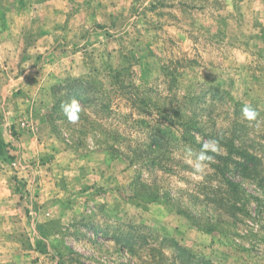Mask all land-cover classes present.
Instances as JSON below:
<instances>
[{
  "label": "rangeland",
  "instance_id": "rangeland-1",
  "mask_svg": "<svg viewBox=\"0 0 264 264\" xmlns=\"http://www.w3.org/2000/svg\"><path fill=\"white\" fill-rule=\"evenodd\" d=\"M51 1L0 0V264H264V0Z\"/></svg>",
  "mask_w": 264,
  "mask_h": 264
},
{
  "label": "clouds",
  "instance_id": "clouds-1",
  "mask_svg": "<svg viewBox=\"0 0 264 264\" xmlns=\"http://www.w3.org/2000/svg\"><path fill=\"white\" fill-rule=\"evenodd\" d=\"M63 111L65 113V115L67 116L68 120L71 122H75L78 120V113L80 111V107L77 101L73 100L71 103H65L64 105H62ZM241 114L243 119L247 120V121H254L256 120L258 113L257 111L252 108L250 105H245L242 109H241ZM208 150H212L215 151V141H209L208 143H205L202 146V151L198 157L199 161H203L205 159H210L209 157H207L205 155V153ZM197 170L199 171L201 168V165L199 163H197L196 165Z\"/></svg>",
  "mask_w": 264,
  "mask_h": 264
},
{
  "label": "trees",
  "instance_id": "trees-1",
  "mask_svg": "<svg viewBox=\"0 0 264 264\" xmlns=\"http://www.w3.org/2000/svg\"><path fill=\"white\" fill-rule=\"evenodd\" d=\"M96 100H98V98H95V99H90V100H88V99H86V98H83V97H77V102H78V104H79V107H80V110H82L83 108H85V106H87V105H92V104H95L96 103ZM153 146L155 147V148H158V147H162V144H158V145H156V144H153ZM161 149V148H160ZM239 166L241 167V166H245V165H243V164H239ZM216 205H218V207L220 206V207H222V208H224V207H226L227 205H225V204H223L222 202H219V201H215L214 202ZM176 246H178V244H175ZM178 252L179 251H183V249L181 248V246H178ZM182 264H186V261L184 262V263H182Z\"/></svg>",
  "mask_w": 264,
  "mask_h": 264
},
{
  "label": "crops",
  "instance_id": "crops-1",
  "mask_svg": "<svg viewBox=\"0 0 264 264\" xmlns=\"http://www.w3.org/2000/svg\"><path fill=\"white\" fill-rule=\"evenodd\" d=\"M60 2H61V0H52L51 2L46 3L45 6H48V5H52L53 6V5H55L56 6L55 9H57V10L48 9V11L50 13H54V14H61V12H64V10H58L59 9L58 5L60 4ZM14 12H22L23 14H27V15H31V16L34 14L32 10H18V11L17 10H10L8 12L9 16L11 17L14 14ZM15 24H16V22H15ZM20 31H25V30L23 28H21Z\"/></svg>",
  "mask_w": 264,
  "mask_h": 264
}]
</instances>
